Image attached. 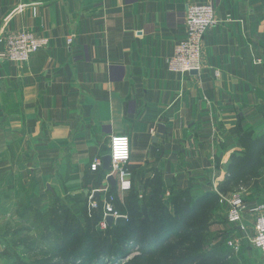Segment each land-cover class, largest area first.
I'll return each instance as SVG.
<instances>
[{
  "label": "crops",
  "instance_id": "1",
  "mask_svg": "<svg viewBox=\"0 0 264 264\" xmlns=\"http://www.w3.org/2000/svg\"><path fill=\"white\" fill-rule=\"evenodd\" d=\"M190 2L213 4L217 23L202 69L182 74L168 59ZM2 28L50 42L25 63L0 58V225L47 212L56 192L102 202L109 170L100 179L90 164L116 134L130 136L133 187L158 176L168 196L225 182L244 136L264 135V0H0ZM248 186L250 204L264 202V184ZM242 244L247 264H264Z\"/></svg>",
  "mask_w": 264,
  "mask_h": 264
},
{
  "label": "rangeland",
  "instance_id": "2",
  "mask_svg": "<svg viewBox=\"0 0 264 264\" xmlns=\"http://www.w3.org/2000/svg\"><path fill=\"white\" fill-rule=\"evenodd\" d=\"M253 140H248L244 144L247 156L238 161L239 167L242 166L238 183V185L241 184V187L233 183V187L238 186L236 191L242 190L245 197L247 194L245 189L249 187L248 185L264 184V148L253 156V147L256 144ZM235 156L231 154L229 157L225 165L226 170L229 169L228 166L231 162L236 160L237 156ZM210 191L212 189L209 190L208 187L207 189L190 190L187 194L188 205L193 206L204 202L209 198ZM78 196L80 195L72 196L60 211L59 206L66 201L56 192L52 206L59 209L58 213L57 210H54L51 215L54 216V222L50 216L45 220L41 214H35L34 211H23V214H31L32 221L28 220L29 222H14L12 219L3 221L0 225V229H3L1 240L8 247L4 257H7L9 264H58L65 255L73 258L71 261H75L76 264H100L97 262V255L106 245L105 237L99 236L97 233L100 230L106 231V229H102L97 224V219L91 217L95 208L90 207L89 199L86 209H82V201H78ZM164 198L165 200L162 202L147 204L145 209L141 210V217L146 218L145 223L150 224L151 220L155 223L153 226L154 235L158 237V253L165 254V257L161 259L151 256L149 260L154 264H165L172 257L179 258L173 264H181L183 258H186L184 264H210L209 255L216 253V248V256H221L222 264H247L240 251L243 246L242 241L239 249H234L228 244L231 234L235 230L228 223L225 208L222 205H216L212 209L209 207L207 209L208 221L199 228L194 229L193 226L199 223L200 214L196 219H187L185 228H182L181 223L185 220L183 208L178 205L177 201L174 203L175 200L171 199L170 195H166ZM161 218L159 225L158 219ZM247 224L249 229L254 228V220H249ZM112 234L111 236L120 239L119 236ZM122 240L123 237L120 242ZM247 240V245L255 247L250 238ZM196 242H199V245ZM174 247L180 248L173 252L172 248ZM111 248L113 247H108L105 251L109 253ZM137 251H140V248L134 247L131 252L115 258V264L133 260L138 254ZM193 254H203L205 258L198 260V263H193L191 259ZM104 259L105 256L102 261Z\"/></svg>",
  "mask_w": 264,
  "mask_h": 264
},
{
  "label": "built area",
  "instance_id": "3",
  "mask_svg": "<svg viewBox=\"0 0 264 264\" xmlns=\"http://www.w3.org/2000/svg\"><path fill=\"white\" fill-rule=\"evenodd\" d=\"M186 31L184 38L176 45L174 54L168 59L170 68L182 74H190L193 70L203 67V51L206 33L217 23L216 9L211 3L190 2L187 5ZM72 38L68 42L72 43ZM49 38L39 36L30 31L7 32L0 30V58L14 62H28L38 51L49 45ZM218 75V72H216ZM112 159L111 169L107 174L114 175L118 180V187L124 193L133 186L132 171L128 163L131 158V140L127 134H116L111 137L110 152ZM103 159L97 157L90 164L95 171L102 167ZM211 189L219 198V204L225 208L226 218L234 232L229 239V246L239 249L243 238L251 239L252 244L261 250L264 257V202L250 204L243 191L224 192L220 188L217 176L211 181ZM105 197L102 201L103 219L99 226L107 227L106 216L114 218L124 215L115 206L116 196L110 193V186L102 189ZM90 207H97L98 201L91 196ZM254 220V228L249 229L248 221Z\"/></svg>",
  "mask_w": 264,
  "mask_h": 264
},
{
  "label": "trees",
  "instance_id": "4",
  "mask_svg": "<svg viewBox=\"0 0 264 264\" xmlns=\"http://www.w3.org/2000/svg\"><path fill=\"white\" fill-rule=\"evenodd\" d=\"M253 140L256 144L253 147V156H255V153L258 152L260 149L264 148V135L261 137H254L252 134L245 135L244 138L242 139L243 143V149L240 150H235L232 155H236V160L231 162V164L228 166L229 169H227V179L225 182H222L220 184L221 190L224 192H233V183L235 185H238L239 183V176L240 172L242 170V166L239 167L238 161L245 158L246 155V149L244 147V144L248 142V140ZM258 161V160H257ZM255 165V164H254ZM253 165V166H254ZM93 171V170H92ZM95 174H97L98 178L102 179L104 177L103 173L98 170H95ZM147 187L148 185L150 186V189H145L142 194H139V191L132 186L131 190L126 193V195L123 198L118 197L117 195V187H111L110 192L116 196V201H115V206L116 208L123 214L128 215V220L125 225H109L107 224V227L105 228L106 231L100 230L97 234L99 236L105 237L104 243H105V248L100 251V253L97 255V259L100 264H115V258H118L121 255H124L125 253L131 252L134 247L140 248V251H137V255L135 258L131 261L124 262L123 264H154L151 260V256L157 257V258H164L165 254L164 253H158L159 252V244L157 242V238L154 235V226L155 223L152 222L148 224L145 223L144 220L141 217V210L145 209L146 205L153 204V203H160L163 200H165L164 196V189L162 187V182L161 179L156 176L154 179L149 180L146 183ZM239 184L238 186H240ZM192 190L190 187L183 189L179 193H172L171 199H174V203L176 201L178 202V205H180L183 210H184V215H185V220L182 221L181 227L185 228V223L187 219H196L199 217V214L201 216V219L199 220V223L194 224V229L199 228L202 224H205L208 221V208L212 209L214 206H219V198L217 194L213 191H210L208 193L209 198L205 200L204 202H200L197 204H194L193 206L188 205L189 204V197L188 193ZM72 197L69 198L71 200ZM78 201H82V209H86L87 207V201H88V196L86 195H80L78 196ZM66 201V200H64ZM68 201L63 202L60 207V211L63 209V205L67 204ZM58 209L55 206H52L47 212H41V211H35V210H27L24 209L23 211H34L36 212L35 214H41L44 219H48L49 216L52 218L54 222V216L52 217V213L54 210ZM94 213L91 214V217H95L97 219V224H100V221L103 219V206L102 202L99 201V204L97 207H95ZM153 210V208H152ZM151 210V211H152ZM23 217H25L26 221L29 222L28 220L32 221V216L31 214H23ZM140 212V213H138ZM161 219H158V224L160 223ZM160 225V224H159ZM103 229V228H102ZM114 233L116 236L123 237V240L120 242V239L113 237ZM197 233V232H195ZM15 234V231H14ZM197 245H199V242H196ZM112 245V246H111ZM108 247H113L111 248V251L107 253L105 250ZM158 247V248H157ZM182 247V246H181ZM180 247H174L172 248L173 252H176V250ZM217 253V248L215 249ZM220 250H222V247H220ZM216 253H213L209 255V263L210 264H222L221 256H216ZM105 256L104 261H102V258ZM193 263H198V260H202L205 258L203 254H193ZM73 258H71L68 255H65L60 259V262L58 264H76L75 261H71ZM185 259L183 258L181 260V264L185 263ZM179 260L178 257H172L170 258L165 264H173L174 262H177ZM191 260V261H192ZM212 261V262H211ZM202 262V261H201ZM199 262V263H201ZM90 264V263H89ZM119 264V263H118ZM177 264V263H176Z\"/></svg>",
  "mask_w": 264,
  "mask_h": 264
},
{
  "label": "water",
  "instance_id": "5",
  "mask_svg": "<svg viewBox=\"0 0 264 264\" xmlns=\"http://www.w3.org/2000/svg\"><path fill=\"white\" fill-rule=\"evenodd\" d=\"M198 71L197 70H193L191 71V73L196 74ZM165 132V128L163 124H159L158 125V136L162 135ZM103 159V164H102V168L104 170H110L111 169V165H112V159H111V155L110 154H106L102 157ZM108 180L111 182L112 187H115L116 185V179L114 177V175H109ZM96 193H98V191H96ZM106 221L109 225H113V224H117V225H125L127 223V219L124 215L119 216L117 218H114L113 215L109 214L106 216Z\"/></svg>",
  "mask_w": 264,
  "mask_h": 264
}]
</instances>
